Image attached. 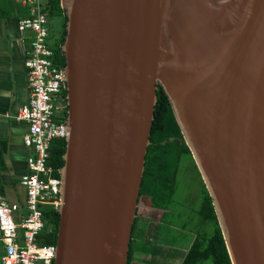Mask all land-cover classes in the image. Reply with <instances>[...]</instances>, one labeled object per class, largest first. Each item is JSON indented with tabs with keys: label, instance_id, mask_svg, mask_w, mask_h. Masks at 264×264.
<instances>
[{
	"label": "water",
	"instance_id": "obj_1",
	"mask_svg": "<svg viewBox=\"0 0 264 264\" xmlns=\"http://www.w3.org/2000/svg\"><path fill=\"white\" fill-rule=\"evenodd\" d=\"M65 164L54 264H127L158 86L232 264H264V0H61Z\"/></svg>",
	"mask_w": 264,
	"mask_h": 264
},
{
	"label": "crops",
	"instance_id": "obj_2",
	"mask_svg": "<svg viewBox=\"0 0 264 264\" xmlns=\"http://www.w3.org/2000/svg\"><path fill=\"white\" fill-rule=\"evenodd\" d=\"M26 15L27 11L14 0H0V196L19 207L16 221L27 215V192L20 180L28 173V158L35 154L24 145L28 124L16 119L30 94L22 51L29 43V35L18 30L19 21ZM189 173L192 179L191 169ZM180 190L179 194H183L179 200L144 196L138 202L131 264H181L194 239L204 231L198 221V209L192 211L201 191L191 198L188 188ZM4 255L0 240V264Z\"/></svg>",
	"mask_w": 264,
	"mask_h": 264
},
{
	"label": "built area",
	"instance_id": "obj_3",
	"mask_svg": "<svg viewBox=\"0 0 264 264\" xmlns=\"http://www.w3.org/2000/svg\"><path fill=\"white\" fill-rule=\"evenodd\" d=\"M14 2L27 11L18 25L22 34L29 35L22 51L30 92L28 103L19 109L16 119L28 124L24 145L35 154L28 158V173L20 180L27 192V215L16 221L19 207L0 196V240L5 248L2 264H53L56 246L41 245L39 237L44 229L43 207L58 211L61 205L62 182L51 176L47 161L52 141L69 136L64 71L54 62L49 44L47 0Z\"/></svg>",
	"mask_w": 264,
	"mask_h": 264
},
{
	"label": "trees",
	"instance_id": "obj_4",
	"mask_svg": "<svg viewBox=\"0 0 264 264\" xmlns=\"http://www.w3.org/2000/svg\"><path fill=\"white\" fill-rule=\"evenodd\" d=\"M46 11L49 18L61 17L63 19L62 34L57 42H52L51 49L54 52V62L58 67L64 69L65 56L62 52V46L66 37L65 28L67 18L64 9L61 7V0H47ZM156 95L157 103L154 109L150 146L146 156L139 201L144 196L165 199V201H174L175 194L179 193L180 190L179 187L177 188L176 182L178 173H180L178 169L179 161L182 158L186 159L194 175L192 181L201 188L200 191L202 194L201 198L196 201V207L192 208V211L198 209L197 216L200 226L202 229L204 228V230L210 231V234H206L204 231L197 235V238L194 239L181 264H232L214 212L212 200L202 181L191 152L183 139L168 98L160 86H158ZM64 96L66 99V88ZM65 118L67 119V110ZM172 140H177V143L180 144L175 145V143H171ZM65 152V139H55L52 141L47 165L51 168V176L54 178L60 179V170L65 164ZM149 185H152L153 189H157L158 191H146ZM42 211L45 228L40 234L39 243L44 246H56L60 224L59 212L51 206L43 207ZM137 222L138 219L134 221L131 239L134 230L137 228ZM132 254L133 248L132 243H130L127 264H131Z\"/></svg>",
	"mask_w": 264,
	"mask_h": 264
},
{
	"label": "rangeland",
	"instance_id": "obj_5",
	"mask_svg": "<svg viewBox=\"0 0 264 264\" xmlns=\"http://www.w3.org/2000/svg\"><path fill=\"white\" fill-rule=\"evenodd\" d=\"M62 28H63V19L61 17H56V18H49L48 17V29H49V33H50L49 42L51 44H52V42L54 43V42L58 41V39L60 38V36L62 34V31H63ZM171 143H175V145L180 144V143H177V140H172ZM178 169H179L180 173H178V178H177V181H176L177 182V188L178 187L180 189L185 188V187L188 188L190 190L189 196L191 198L195 197V196H198L197 194H199L200 188L191 179V175L189 173L190 164L188 163V161L186 159H181L179 161V168ZM146 191L155 192V191H158V190L157 189H153L152 185H149L146 188ZM179 191H182V190H179ZM182 194H183V192H181L180 194L177 193V194H175L174 198L179 200V198L182 197ZM186 196L188 197V195H186ZM200 196H202L201 193H200ZM187 201H188V198H187ZM166 219L170 220L168 216L166 217ZM204 231H205L206 234H210V231H208V230H204Z\"/></svg>",
	"mask_w": 264,
	"mask_h": 264
},
{
	"label": "bare ground",
	"instance_id": "obj_6",
	"mask_svg": "<svg viewBox=\"0 0 264 264\" xmlns=\"http://www.w3.org/2000/svg\"><path fill=\"white\" fill-rule=\"evenodd\" d=\"M18 30H19V25H18ZM20 32V31H19ZM21 33V32H20ZM63 71H64V69H63ZM65 81V80H64ZM65 83V88H66V90H67V84H66V82H64ZM65 91V90H64ZM67 98V97H66ZM68 130H69V128H68ZM70 131V130H69ZM69 135H70V132H69ZM69 137V136H68ZM53 169V168H52ZM45 228V227H44Z\"/></svg>",
	"mask_w": 264,
	"mask_h": 264
}]
</instances>
